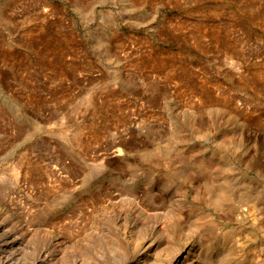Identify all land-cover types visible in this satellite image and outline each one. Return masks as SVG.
<instances>
[{"label": "rangeland", "instance_id": "obj_1", "mask_svg": "<svg viewBox=\"0 0 264 264\" xmlns=\"http://www.w3.org/2000/svg\"><path fill=\"white\" fill-rule=\"evenodd\" d=\"M148 238L264 264V0H0V264Z\"/></svg>", "mask_w": 264, "mask_h": 264}, {"label": "bare ground", "instance_id": "obj_2", "mask_svg": "<svg viewBox=\"0 0 264 264\" xmlns=\"http://www.w3.org/2000/svg\"><path fill=\"white\" fill-rule=\"evenodd\" d=\"M154 229L155 230L159 229V226H156ZM140 245L141 246L138 249H135L138 250L137 253H139V256L137 260L134 262V264H156L155 259L158 256L157 255L158 249H160L159 247L160 245L157 243V241L148 238L146 240H142ZM52 253H53L52 251L46 250L44 252L45 255L37 264H45V262L51 261L49 260V258L51 257ZM7 263L8 262H3L2 264H7ZM166 264H192V262H189L187 257H182L179 252L173 255L172 257H170L167 260Z\"/></svg>", "mask_w": 264, "mask_h": 264}]
</instances>
